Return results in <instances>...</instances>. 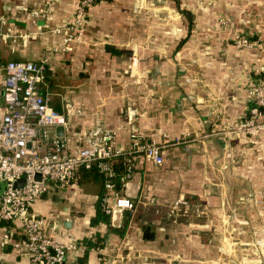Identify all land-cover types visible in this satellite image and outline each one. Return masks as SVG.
<instances>
[{"label": "crops", "instance_id": "0c3cea01", "mask_svg": "<svg viewBox=\"0 0 264 264\" xmlns=\"http://www.w3.org/2000/svg\"><path fill=\"white\" fill-rule=\"evenodd\" d=\"M78 2L30 0L29 9H46L33 17L22 0H0L3 28L19 42L1 36V64L47 56L40 92L52 107L81 106L86 114L73 125L82 132L98 111L120 144L141 129L165 145V159L154 165L136 155L132 177L116 186L137 202L147 192L135 211H104L97 171L41 197L36 207L59 214L60 239L75 243L64 264H114L116 253L121 264H261L264 131L255 138L228 127L249 114L248 84L263 77L264 51L239 50L234 36H264V0H99L86 11L81 42L66 43L52 29L73 19ZM178 197L190 215L170 219ZM0 264L32 263L7 248Z\"/></svg>", "mask_w": 264, "mask_h": 264}, {"label": "built area", "instance_id": "2783aa9c", "mask_svg": "<svg viewBox=\"0 0 264 264\" xmlns=\"http://www.w3.org/2000/svg\"><path fill=\"white\" fill-rule=\"evenodd\" d=\"M29 1L22 0V8L29 15L40 17L46 11L43 8L29 9L26 5ZM98 1L79 0L73 19L55 26L52 31L63 33L66 43L81 42L86 11ZM4 23L2 14L0 39L2 36L19 44L17 34L11 26L5 30ZM234 44L239 50L264 51V36L253 38L237 32ZM47 63V56L38 60L0 62V76L3 75L0 251L12 248L26 253L32 264H64L68 250L75 247V243L60 239L62 219L59 214L53 217L36 207L43 194L66 190L78 181L84 170L97 171L104 175L103 209L113 216L117 210L134 209L137 204L116 190L117 185H126L132 177L136 155L154 165L162 164L165 155L163 144L141 129L131 130L127 144H120L118 129L107 126L98 111L94 113L96 121L93 126L83 132L75 127V118L83 116L86 111L71 100L66 102L64 111H59L40 92ZM260 68L264 70V66ZM248 93L253 101L249 116L229 125L230 132L258 134L264 131V77L251 80ZM128 123L131 124L132 119ZM59 127H63L62 134ZM120 157L125 165L122 172L117 167ZM21 178L24 182L17 185ZM262 192L264 195V190ZM177 202L186 201L179 199ZM112 258L114 264H121L119 254L112 255Z\"/></svg>", "mask_w": 264, "mask_h": 264}, {"label": "rangeland", "instance_id": "374dc122", "mask_svg": "<svg viewBox=\"0 0 264 264\" xmlns=\"http://www.w3.org/2000/svg\"><path fill=\"white\" fill-rule=\"evenodd\" d=\"M0 96H1V93H0ZM0 104H1V102H0ZM249 116V114L246 116V117H248ZM245 117V118H246ZM244 119V118H243ZM216 133V132H215ZM261 134H262V132L261 133H258V134H254V133H252V134H248L249 136H251V137H255V138H259L260 136H261ZM189 137H191V135H188L187 136V138H189ZM180 139V136H176L175 138H174V140H172V141H170L169 142V145H167V147L169 146H174L176 143H173V142H176L177 141V139ZM182 139V138H181ZM165 146V145H164ZM164 146H163V148H164ZM147 196H148V194H147V192H144V191H141L140 192V194L138 195V202H137V204H136V206L134 207V211H135V209H137L138 207H140V205H144L143 204V202L144 201H146L147 200ZM179 199H183V198H179L178 197V199H176L171 205H168V208H167V211H168V213H169V218L171 219V218H176V219H179V217H182V216H184V217H187V216H189L190 215V209H189V207H190V205H189V202H188V200L186 199H183L184 201H186V202H177V201H179ZM261 198L259 197V199H257L258 201L257 202H262L261 200H260ZM140 202V203H139ZM140 204V205H139ZM147 205V204H146ZM185 208H187V212L185 211ZM259 245V244H258ZM256 246V245H255ZM256 248V247H255ZM121 257V256H120ZM247 260H252V256L251 257H249V259H247ZM257 260V259H256ZM232 261V263L231 264H239L238 262H237V259H232L231 260ZM257 261H259V262H261V264H264V259H261V260H257ZM241 264V263H240Z\"/></svg>", "mask_w": 264, "mask_h": 264}, {"label": "water", "instance_id": "95a60500", "mask_svg": "<svg viewBox=\"0 0 264 264\" xmlns=\"http://www.w3.org/2000/svg\"><path fill=\"white\" fill-rule=\"evenodd\" d=\"M1 101L3 102V96H2V95L0 96V102H1ZM58 131H59L60 134H62V133H63V127H59V128H58ZM37 177L40 178V174H37ZM23 182H24V178H21V179H19V180L16 182V184H17V185H21ZM43 197H47V193H44V194H43ZM54 199L57 200V199H59V197H58L57 195H55V196H54Z\"/></svg>", "mask_w": 264, "mask_h": 264}, {"label": "trees", "instance_id": "16d2710c", "mask_svg": "<svg viewBox=\"0 0 264 264\" xmlns=\"http://www.w3.org/2000/svg\"><path fill=\"white\" fill-rule=\"evenodd\" d=\"M263 73V77H264V71L262 72ZM118 170L119 171H123L124 170V167H125V165H124V163H123V158L122 157H120V159H119V161H118ZM86 170H84V171H82V173L83 172H85ZM88 171V170H87ZM97 173H99V174H101L100 172H97ZM102 176H103V178H104V175L103 174H101ZM79 180V179H78Z\"/></svg>", "mask_w": 264, "mask_h": 264}]
</instances>
